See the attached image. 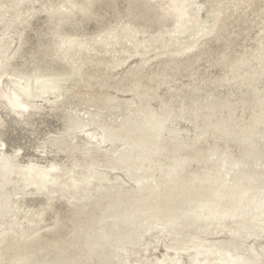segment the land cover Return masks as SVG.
I'll return each mask as SVG.
<instances>
[{"label":"water","instance_id":"1","mask_svg":"<svg viewBox=\"0 0 264 264\" xmlns=\"http://www.w3.org/2000/svg\"><path fill=\"white\" fill-rule=\"evenodd\" d=\"M163 5L0 0V85L64 81L29 126L0 112V264H264V36L177 33ZM30 159L79 186L25 190Z\"/></svg>","mask_w":264,"mask_h":264},{"label":"clouds","instance_id":"2","mask_svg":"<svg viewBox=\"0 0 264 264\" xmlns=\"http://www.w3.org/2000/svg\"><path fill=\"white\" fill-rule=\"evenodd\" d=\"M77 9L73 5H60L54 12L57 15H72ZM161 15L171 27L179 33L191 20V6L185 0H167L160 9ZM61 50L73 49L85 50L84 46L76 38L67 36L59 39ZM4 79L6 84L0 85V112L16 118L24 126H29V120L33 113L43 112V102L53 103L62 97L64 81L59 77L47 76L39 70L25 73L13 72L7 74ZM6 124L4 116H0V128ZM47 138L39 143L35 151L41 157H47L50 153L49 145L45 143ZM5 147L0 139V149ZM23 152L22 148L9 154L14 160L19 161ZM14 171L22 182L24 189H35L37 192H47L50 188L61 186L67 181L73 188L79 186V181L72 172H65L60 162L55 160L40 163L30 159L27 163H17ZM66 186V185H65Z\"/></svg>","mask_w":264,"mask_h":264},{"label":"rangeland","instance_id":"3","mask_svg":"<svg viewBox=\"0 0 264 264\" xmlns=\"http://www.w3.org/2000/svg\"><path fill=\"white\" fill-rule=\"evenodd\" d=\"M187 26L264 36V0H186Z\"/></svg>","mask_w":264,"mask_h":264},{"label":"bare ground","instance_id":"4","mask_svg":"<svg viewBox=\"0 0 264 264\" xmlns=\"http://www.w3.org/2000/svg\"><path fill=\"white\" fill-rule=\"evenodd\" d=\"M162 2L165 4L167 2V0H162ZM185 2H186V0H185Z\"/></svg>","mask_w":264,"mask_h":264}]
</instances>
